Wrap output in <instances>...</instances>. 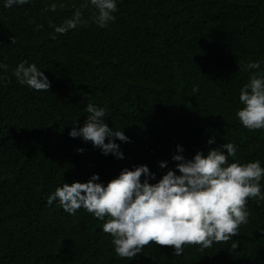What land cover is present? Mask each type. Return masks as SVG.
<instances>
[{
	"label": "trees",
	"instance_id": "1",
	"mask_svg": "<svg viewBox=\"0 0 264 264\" xmlns=\"http://www.w3.org/2000/svg\"><path fill=\"white\" fill-rule=\"evenodd\" d=\"M51 4L55 11H45ZM4 5L0 0V64L7 65L0 68V264H264V200H248L249 222L228 242L203 251L185 245L180 256L150 243L132 259L117 256L104 221L86 209L70 215L58 200L47 205L64 183L98 175L106 186L134 166H147L155 184L176 171L174 155L191 160L225 143L236 146L229 163L264 168V129L250 131L236 116L240 89L264 72V0H117L115 19L103 28L92 20L90 0ZM77 9L88 23L56 33ZM23 61L44 72L48 91L18 83L13 72ZM255 62L259 69L247 68ZM89 103L130 139L115 140L124 159L70 137L84 126ZM260 186L264 195V178Z\"/></svg>",
	"mask_w": 264,
	"mask_h": 264
},
{
	"label": "clouds",
	"instance_id": "2",
	"mask_svg": "<svg viewBox=\"0 0 264 264\" xmlns=\"http://www.w3.org/2000/svg\"><path fill=\"white\" fill-rule=\"evenodd\" d=\"M26 3L28 0H5L4 6L10 8ZM90 4L97 10L92 20L99 27L115 19L117 0H90ZM56 7L51 4L45 11H55ZM87 23L77 9L63 25L55 26V32L66 34ZM42 27L37 25V30ZM49 27L54 26L49 23ZM11 43L14 44L15 39ZM0 68L6 69L7 65L0 64ZM247 68L259 69L260 63H249ZM13 75L19 84L33 90L50 88L44 72L34 63L21 62ZM196 91L198 88L194 87L193 92ZM239 101L243 107L236 116L242 126L250 131L264 129V72H253L240 89ZM84 110L89 114L84 126L79 130L73 127L70 137H82L101 149L103 155L124 159L115 140L130 143V139L123 131H114L104 123V108L89 103ZM83 151L78 149L80 153ZM182 151V147L177 146V152ZM235 156L236 146L232 143L210 150L207 155L197 152L191 160L174 155L176 171L169 170L155 184L149 183L155 176L145 165L134 166V170L123 169L118 178L106 186L97 183L100 178L93 175L86 183H64L57 187L47 198V205L58 200L59 206L70 215L84 208L94 218L104 221L103 231L111 236L114 251L120 258L132 259L150 243L173 248L175 256L182 255L185 245H198L203 251L214 242H228L238 235L240 226L249 222L246 207L249 199L264 200L260 186L264 168L259 161L229 163V157ZM159 166L165 168L167 164L162 162ZM142 177H145L143 182ZM231 247L235 250L237 243H232Z\"/></svg>",
	"mask_w": 264,
	"mask_h": 264
}]
</instances>
